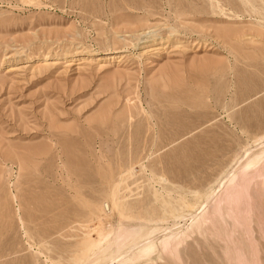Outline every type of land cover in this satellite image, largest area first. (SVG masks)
<instances>
[{"label":"rangeland","instance_id":"obj_1","mask_svg":"<svg viewBox=\"0 0 264 264\" xmlns=\"http://www.w3.org/2000/svg\"><path fill=\"white\" fill-rule=\"evenodd\" d=\"M0 264H264V0H0Z\"/></svg>","mask_w":264,"mask_h":264},{"label":"bare ground","instance_id":"obj_2","mask_svg":"<svg viewBox=\"0 0 264 264\" xmlns=\"http://www.w3.org/2000/svg\"><path fill=\"white\" fill-rule=\"evenodd\" d=\"M148 236V235H147Z\"/></svg>","mask_w":264,"mask_h":264}]
</instances>
